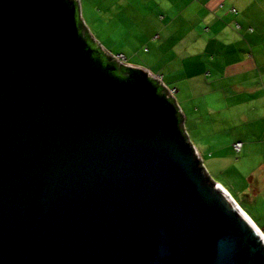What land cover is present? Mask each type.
<instances>
[{
	"label": "water",
	"instance_id": "95a60500",
	"mask_svg": "<svg viewBox=\"0 0 264 264\" xmlns=\"http://www.w3.org/2000/svg\"><path fill=\"white\" fill-rule=\"evenodd\" d=\"M79 17L0 0V264H264L175 99L91 35L96 57Z\"/></svg>",
	"mask_w": 264,
	"mask_h": 264
},
{
	"label": "rangeland",
	"instance_id": "374dc122",
	"mask_svg": "<svg viewBox=\"0 0 264 264\" xmlns=\"http://www.w3.org/2000/svg\"><path fill=\"white\" fill-rule=\"evenodd\" d=\"M78 3L106 50L152 67L171 88L182 86L175 95L191 143L264 232V0H224L217 11L208 0ZM240 60L253 66L224 73Z\"/></svg>",
	"mask_w": 264,
	"mask_h": 264
},
{
	"label": "crops",
	"instance_id": "0c3cea01",
	"mask_svg": "<svg viewBox=\"0 0 264 264\" xmlns=\"http://www.w3.org/2000/svg\"><path fill=\"white\" fill-rule=\"evenodd\" d=\"M224 0H208V5L210 6V9L211 10H214V11H217V9L219 8L220 4L223 2ZM233 12V11H232ZM97 41V40H96ZM99 42V41H98ZM99 44H101L99 42ZM102 45V44H101ZM103 46V45H102ZM103 48L106 50V48L103 46ZM108 51V50H107ZM124 54V53H123ZM127 57V60L130 64H134V65H139L140 67H143L145 68L146 70H148L149 72H151L152 74H155L154 70L152 67H149L147 65H142L141 63H137V62H132L130 61V59L128 58V56L126 55ZM249 66H253V64L251 63V60H240V61H236V62H233V63H230L228 65H226L224 67V73L226 75H231V74H235L243 69H245L246 67H249ZM181 88H177V91L180 92L182 90V86H180ZM177 99V98H176ZM184 101V99H183ZM182 101V102H183ZM187 101V100H186ZM179 102H181V100L179 99ZM181 102V104H182ZM185 102V101H184ZM178 103V102H177ZM179 104V103H178ZM185 104V103H184ZM180 106V105H179ZM181 107V106H180ZM182 109V108H181ZM186 118L187 120L189 119V117L186 115ZM191 119V118H190ZM192 120V119H191ZM185 123V122H184ZM198 147L196 146V149ZM198 153L200 154V156L202 157L199 149H197ZM203 158V157H202ZM204 161V159H203ZM205 163V162H204ZM206 165V164H205ZM207 167V166H206ZM222 172L224 173V176H227L228 177V174L230 176H233L232 171H227L226 169L222 170ZM235 175V174H234ZM238 176V175H237Z\"/></svg>",
	"mask_w": 264,
	"mask_h": 264
},
{
	"label": "trees",
	"instance_id": "16d2710c",
	"mask_svg": "<svg viewBox=\"0 0 264 264\" xmlns=\"http://www.w3.org/2000/svg\"><path fill=\"white\" fill-rule=\"evenodd\" d=\"M78 24L80 30L83 28L81 17L78 19ZM87 40L88 42L93 46L94 48V54L96 57H102L104 61H109L110 56L106 53V51L93 39L90 33L86 32ZM132 70V67H127L124 64L118 65L117 69L114 70V73L121 76L126 77L128 73ZM156 82V81H155ZM157 83V82H156ZM160 89V86H159ZM179 120L182 121V117H179ZM246 211V210H245ZM247 212V211H246ZM258 225V224H257Z\"/></svg>",
	"mask_w": 264,
	"mask_h": 264
},
{
	"label": "built area",
	"instance_id": "2783aa9c",
	"mask_svg": "<svg viewBox=\"0 0 264 264\" xmlns=\"http://www.w3.org/2000/svg\"><path fill=\"white\" fill-rule=\"evenodd\" d=\"M232 11L233 12H236V9L235 8H232ZM237 26L239 27V24H237ZM117 57L118 61H120L121 63H126L127 61V57L122 54V53H118V54H113ZM157 78L162 82V85L166 88L168 94L170 96H175V93H176V88H171L168 86V84L164 81V78H163V75H158ZM234 148L237 150V151H240L241 148H242V142L240 141H237L234 143Z\"/></svg>",
	"mask_w": 264,
	"mask_h": 264
},
{
	"label": "clouds",
	"instance_id": "9594fccd",
	"mask_svg": "<svg viewBox=\"0 0 264 264\" xmlns=\"http://www.w3.org/2000/svg\"><path fill=\"white\" fill-rule=\"evenodd\" d=\"M107 51V50H106ZM107 52H110V51H107ZM111 53V52H110ZM111 54H113V53H111ZM123 54V53H122ZM125 55V54H124ZM126 56V55H125ZM124 64H130L129 62H128V60L126 61V63H124ZM155 76H156V78H157V76L158 75H156V74H154ZM164 78V77H163ZM165 81V80H164ZM176 92H177V89H176ZM176 94V93H175ZM173 97V96H172ZM174 99H175V101L177 102V99H176V95L173 97ZM178 104V103H177ZM186 131V130H185ZM187 132V131H186ZM188 134V133H187ZM202 158V157H201ZM202 161H203V159H202ZM203 163H204V161H203ZM204 165H205V163H204ZM206 166V165H205ZM207 168V167H206ZM215 180V179H214ZM217 181V180H216ZM219 182V181H218ZM223 187H226V186H224L221 182H219ZM226 191H229L228 190V188H226ZM231 193V192H230ZM236 200V199H235ZM238 203V202H237ZM239 204V203H238ZM240 205V204H239ZM241 206V205H240ZM242 207V206H241ZM243 208V207H242ZM244 209V208H243ZM245 210V209H244ZM248 213V212H247ZM249 214V213H248ZM261 229V228H260ZM262 230V229H261ZM264 233V232H263Z\"/></svg>",
	"mask_w": 264,
	"mask_h": 264
},
{
	"label": "bare ground",
	"instance_id": "6f19581e",
	"mask_svg": "<svg viewBox=\"0 0 264 264\" xmlns=\"http://www.w3.org/2000/svg\"><path fill=\"white\" fill-rule=\"evenodd\" d=\"M228 192V194L229 195H232L229 191H227ZM236 201V200H235ZM236 203H237V201H236ZM238 204V203H237ZM239 205V204H238ZM240 206V205H239ZM240 208L243 210V212L245 213V214H247V216H249V218L253 221V223L255 224V226H257V228H258V230H260V232H263L260 228H259V226L257 225V223L250 217V215L240 206ZM263 236H264V233H263Z\"/></svg>",
	"mask_w": 264,
	"mask_h": 264
}]
</instances>
